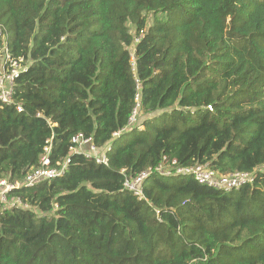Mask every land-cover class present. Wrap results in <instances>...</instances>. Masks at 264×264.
Returning <instances> with one entry per match:
<instances>
[{"label":"trees","instance_id":"16d2710c","mask_svg":"<svg viewBox=\"0 0 264 264\" xmlns=\"http://www.w3.org/2000/svg\"><path fill=\"white\" fill-rule=\"evenodd\" d=\"M6 46L28 67L0 101V179L47 146L69 162L8 193L0 264H264V0H0ZM173 160L253 180L155 171Z\"/></svg>","mask_w":264,"mask_h":264},{"label":"built area","instance_id":"2783aa9c","mask_svg":"<svg viewBox=\"0 0 264 264\" xmlns=\"http://www.w3.org/2000/svg\"><path fill=\"white\" fill-rule=\"evenodd\" d=\"M28 67L27 61L24 58L15 59L11 56L9 49L4 47L0 49V101L10 103L13 100L15 79ZM210 109L211 106H209ZM18 110H22V106H17ZM135 111V115H136ZM133 116L132 121H134ZM73 146L71 151L80 152L87 156L94 155L98 162L107 163L108 158L105 153L100 151L91 138L85 137L83 133H78L72 138ZM50 147H45V153L40 158V163L37 167L30 170L21 181L12 182L7 178L0 179V208L13 206L20 203L19 200H11L8 198V193L15 188L23 185H33L44 179H52L62 175L66 169L69 160L65 162L58 161L52 166L50 157ZM157 172L163 175H192L201 184L209 187L230 191L239 189L246 182L253 180L252 174L248 172H232L228 174H220L217 171L208 168L205 165L198 164L195 166H181L177 160L168 161L156 168ZM152 172L148 169L137 176L127 177L125 186L137 195L142 194L141 183Z\"/></svg>","mask_w":264,"mask_h":264},{"label":"rangeland","instance_id":"374dc122","mask_svg":"<svg viewBox=\"0 0 264 264\" xmlns=\"http://www.w3.org/2000/svg\"><path fill=\"white\" fill-rule=\"evenodd\" d=\"M131 28L133 29L132 25H131ZM130 50H131V53L133 54V53H134L133 48H131ZM133 62H134V57H133ZM148 117H149V115H143V114H141V113L138 112V114L135 115V118H134L133 123H135V124H136V123H138V124H142L141 122H142L144 119L148 118ZM133 125H134V124H133ZM135 132H136V130L134 131V133H135ZM132 134H133V132H130V133H128V134L126 135V137H130Z\"/></svg>","mask_w":264,"mask_h":264}]
</instances>
